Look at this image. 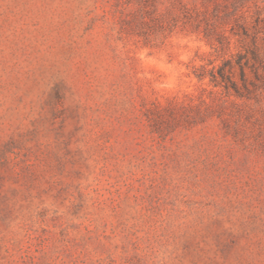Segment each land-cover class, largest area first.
<instances>
[{
    "label": "rangeland",
    "instance_id": "rangeland-1",
    "mask_svg": "<svg viewBox=\"0 0 264 264\" xmlns=\"http://www.w3.org/2000/svg\"><path fill=\"white\" fill-rule=\"evenodd\" d=\"M0 264H264V0H0Z\"/></svg>",
    "mask_w": 264,
    "mask_h": 264
},
{
    "label": "trees",
    "instance_id": "trees-1",
    "mask_svg": "<svg viewBox=\"0 0 264 264\" xmlns=\"http://www.w3.org/2000/svg\"><path fill=\"white\" fill-rule=\"evenodd\" d=\"M217 74H219L221 76V78H223L222 75H221V69H218ZM210 77H211L212 81H214L215 74L213 72H210Z\"/></svg>",
    "mask_w": 264,
    "mask_h": 264
}]
</instances>
